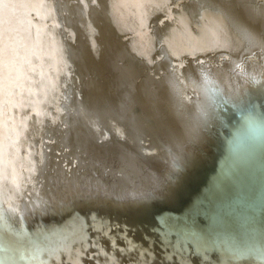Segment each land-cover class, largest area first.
I'll list each match as a JSON object with an SVG mask.
<instances>
[{"label": "bare ground", "instance_id": "6f19581e", "mask_svg": "<svg viewBox=\"0 0 264 264\" xmlns=\"http://www.w3.org/2000/svg\"><path fill=\"white\" fill-rule=\"evenodd\" d=\"M31 2L44 4L37 11L47 17L37 25L43 36V46L38 50L42 62L37 72L43 76H37L41 82L32 94L13 97L6 109H0V170L6 168L10 174L0 191L4 256L13 257L6 264L19 260V254L9 246L14 232L37 241L60 238L70 224L83 229L85 223L79 212L83 202H117L113 205L127 213L129 207L159 201L169 194L178 176L172 168L173 159L185 167L199 155L186 120L189 117L200 122L202 118L200 110L189 109L190 97L177 83L173 62L183 63L180 75L200 86L198 92L207 75L221 88L225 100L239 108L263 94L258 86L253 87L254 83L264 85V0ZM169 7L171 17L166 10ZM113 11L119 15H113ZM141 13L156 36V52L149 56L135 39L144 25ZM140 34V43L148 45L147 39L152 37L142 30ZM202 46L223 51H213L204 58L194 53ZM238 64L247 75L239 72ZM200 99L205 104L204 93ZM249 113L260 128L255 150L247 149L231 162L226 160L217 176L207 177L203 203L185 217L191 216L197 226L204 225L197 214L206 204L214 210L224 201L239 199L246 204L257 199L254 209H264V111ZM241 120L239 114L234 125L237 127ZM239 128L243 129L237 133L244 134L229 144L234 145V140L244 142L245 135L255 134L246 123ZM229 166L235 167L236 174L224 193L218 194L216 188ZM197 174L199 171L191 180ZM257 186L261 188L259 193ZM41 207L47 210L40 211ZM174 212L176 209L168 213ZM248 217L257 230L254 237L249 238L240 228L238 219L230 221L229 230L250 249H264V213ZM141 222L137 220L136 227ZM100 224V230H104V224ZM148 224L153 228L152 217ZM83 248L80 243L73 245L71 264H82L83 257L87 260L83 264H95L81 255ZM100 250L98 246L96 252ZM27 255L41 264L59 262L51 254L42 256L39 245L29 249ZM259 257L253 251L241 264H261L264 260ZM222 259L227 264V257ZM105 264H111V260Z\"/></svg>", "mask_w": 264, "mask_h": 264}, {"label": "snow or ice", "instance_id": "6c2138e0", "mask_svg": "<svg viewBox=\"0 0 264 264\" xmlns=\"http://www.w3.org/2000/svg\"><path fill=\"white\" fill-rule=\"evenodd\" d=\"M93 4L97 0H92ZM176 3V0H172ZM45 7L44 4H37L31 0H0V97L3 98V103L0 104V109H6L11 98L32 94L33 88L40 84L37 76L42 77L43 73H38L37 68L42 62L38 50L43 46V36L40 29L37 27L39 21L47 19L42 17L38 8ZM163 23V21H162ZM45 27H47L45 25ZM59 27V25H56ZM33 29H36L35 34ZM206 63V62H201ZM183 67L180 62L172 66V71L179 74V69ZM237 69L241 74L247 75L242 65H237ZM203 71V69H202ZM179 84L190 85L191 89L197 91L198 85L191 81L190 78L179 76L177 81ZM203 91L207 95L208 105L202 107L201 115L205 119L213 116L210 111L213 94L221 93V88L211 80L207 75H204L202 82ZM15 107V105H14ZM5 114H7L5 112ZM241 119L253 129L254 133L249 137L250 147L254 150L256 147V139L260 133V128L255 126L250 113L242 112ZM6 138V137H5ZM180 161L173 159L172 168L178 170ZM238 167V165L236 166ZM33 176L35 168L31 169ZM236 174L235 167L229 166L224 172L223 179L216 188L218 194H223L226 186L232 182ZM9 172L5 168L0 170V191L6 186L9 181ZM12 183L15 184L16 177L11 176ZM20 191L19 186L16 188ZM45 202H41L43 205ZM240 205V200H229L221 202L214 210H209L202 206L203 211L198 213L202 216L206 224L197 226L195 219L191 216L183 221H171V219H161L157 235L160 236L162 251L165 253V258L175 264H188V260L192 256L200 258L202 264H213V255L217 257L215 264H225L222 257H227V264H241L246 261L251 252L260 254V259L264 260V249H250L248 244L239 240L236 234L229 230V223L233 219L239 220L240 228L244 229L252 238L256 235V228L251 223L250 217L239 216L236 209ZM16 212V208L10 209ZM40 211H46V207H41ZM249 212L253 209L249 208ZM0 219H2V209H0ZM91 227L92 231L96 232L99 229L91 224H86L83 229H79L78 225H68V231L63 233L60 238L34 241L32 238H26L21 233H12L13 239L9 241L10 249L15 250L19 254L17 264H41L40 261L28 257L29 249L34 245H39V251L42 256L51 254L54 258L61 253H71L73 245L80 243L84 245L83 252L88 259L95 260L98 253H88V247H96L94 240H89L87 229ZM114 244L115 242L112 241ZM129 251L136 247L129 241ZM125 251V249H119ZM5 239L3 232H0V264H6V261H11L13 257L4 256ZM141 255L151 260L155 253L149 250L142 249ZM59 264V262H57Z\"/></svg>", "mask_w": 264, "mask_h": 264}, {"label": "water", "instance_id": "95a60500", "mask_svg": "<svg viewBox=\"0 0 264 264\" xmlns=\"http://www.w3.org/2000/svg\"><path fill=\"white\" fill-rule=\"evenodd\" d=\"M175 7H178V5H175ZM160 8L164 7L160 5ZM166 10L169 12V16L171 17V8L169 7ZM112 14L119 15L117 11H113ZM141 14L144 20V25L141 27L139 35H137L135 39H138L139 45L142 47L145 55L149 56L156 52V49L154 48L156 36L152 31L153 26H151V24L147 21L148 19L146 20V18H144V14ZM164 14H166V11ZM167 19L168 18L166 16V20ZM141 30L148 38L152 37V40L147 39V42L149 43L148 45H142L139 41V39L143 38L140 34ZM121 33L123 35L126 34L125 31ZM128 34L132 39L133 35L131 32H128ZM213 51H223V49L219 47L208 48L206 46H202L199 47V49H197L194 53L202 54L205 58L207 54ZM179 55L174 56L176 60L179 59ZM173 65H175L174 62ZM179 76L180 73L177 74L178 79ZM182 85L183 88L187 89V96H189L191 99H189V102L191 105L193 104V106L188 104L189 109H198L201 112L202 107L208 105L207 95L203 91V88H201L200 92H194L190 85ZM255 86H258L263 94L259 99H255L253 103L244 108H239L232 105L230 102L225 100V97L221 93H214L210 107V111L213 113L211 118L205 119L201 115L202 118L200 122H197L196 119H191L189 117L187 118L186 121L191 130V133H189L193 138L192 143L193 145L195 144L194 146L199 151V155L192 161V163H188L185 167H179L177 170L178 176L176 183L175 185H172L171 189L169 190V194L166 195L165 198H161L159 201H147L143 202L141 205L138 204L133 207H129L127 213L125 210L121 209V207H115L113 205L118 204L117 202L81 203L80 210L82 211H79L81 213L80 218L83 219L85 226L86 224H91L95 228L99 229V231L96 232L92 231L91 227L87 229L89 240H94L96 242V247L93 248L89 246L87 252L90 254L96 252V248L98 246L101 248L96 259L89 260H93L92 262L95 264H105L109 260H111V264H148L153 261H158V264H175L174 260L169 261L163 257L165 253L164 251L162 252L160 236L157 235L156 230L158 221L163 217L183 220L189 213H194V209L198 206V204L203 203L202 196L208 190V184L205 187V182L208 180L207 177L211 174L212 177L217 176L226 160L231 162V160L237 158L244 151L252 149L250 147L249 137L246 135L244 137V142H238L237 140H234L233 145L232 143L229 144V141L233 138H238V136L241 134H244H238L237 132L239 129H243L239 127H243L245 122L243 123L241 120L237 127L234 125V123L239 118V114L242 112L249 113L256 111L257 113H261L264 111V85L261 82H258L254 83L253 87ZM54 93H56L55 87ZM202 93L205 94V104L200 99V95ZM181 103H188V101H183ZM255 103L257 104L253 106ZM246 158L247 157L245 156L243 159L244 162ZM196 171H199V174L195 175V180H191L193 174ZM256 188L259 193L261 188L259 186ZM256 201L257 199L246 204H242L244 202L240 201V204L242 205L236 209L238 216L241 214L253 216L259 213H264V209H254L256 206ZM249 208L253 209V211L249 212ZM174 209H176V212L168 213L169 211H174ZM151 217L153 221V228L148 224ZM137 220H142L139 227H136ZM198 221L204 223V225L206 224V221L202 216L198 218ZM100 223H102V225L104 224V230H106V233H104V230H100L103 229L100 227ZM142 230H144L145 233H143ZM154 236H157V238ZM112 241L115 243L113 244ZM129 241H131L132 244L136 246L132 248L131 251L128 250L130 247ZM141 246L142 249H150L155 253L151 260L141 255ZM119 249H125V251L122 252ZM83 254L84 253L81 252V255ZM214 256L215 255H213V257ZM72 257L73 254L69 256V253H61L55 256L54 260H58L60 264H62V262L65 264H71ZM197 258L198 257L196 256H192L188 261L190 264H202L201 260L198 261ZM83 261L87 262L84 257L81 258L82 264ZM215 262L216 260H213V264H215ZM261 264H264V262Z\"/></svg>", "mask_w": 264, "mask_h": 264}]
</instances>
